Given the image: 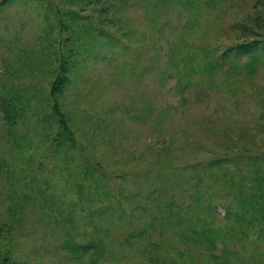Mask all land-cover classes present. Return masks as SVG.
Masks as SVG:
<instances>
[{
	"label": "rangeland",
	"instance_id": "rangeland-1",
	"mask_svg": "<svg viewBox=\"0 0 264 264\" xmlns=\"http://www.w3.org/2000/svg\"><path fill=\"white\" fill-rule=\"evenodd\" d=\"M263 40L264 0H0V264H264Z\"/></svg>",
	"mask_w": 264,
	"mask_h": 264
},
{
	"label": "trees",
	"instance_id": "trees-1",
	"mask_svg": "<svg viewBox=\"0 0 264 264\" xmlns=\"http://www.w3.org/2000/svg\"><path fill=\"white\" fill-rule=\"evenodd\" d=\"M260 47H262L261 49H264V40L261 43L250 42V41L249 42H238L234 46H231L230 49H233L237 53L241 54V53H249L252 51L259 50ZM7 82L8 81H6V83ZM6 86L9 87V85H1L0 87L1 88L0 109L4 116L5 123L8 124V127H7L8 131L15 132V124L18 118V112L15 108V105L19 102V100H21L22 96L20 93L15 92V91H18V88L17 89L15 88V91H12L14 89H11V87L5 89ZM59 121L63 123V121H61L60 119V116H59ZM13 124L14 126H12ZM65 133L66 132L60 131V133L57 134V139H59V141H67L73 144L74 142L70 141L67 138H64V137H68ZM255 161L259 162L258 159ZM249 162H251V160H248V163ZM256 162H253V163H256ZM67 244L73 256L84 259V262L88 264H92V262H94L96 259H98L100 255H103L104 253V246L101 245L99 240L97 239L89 240L88 242H85V243H69L68 242Z\"/></svg>",
	"mask_w": 264,
	"mask_h": 264
}]
</instances>
